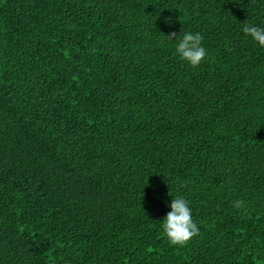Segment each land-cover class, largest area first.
I'll list each match as a JSON object with an SVG mask.
<instances>
[{"label": "trees", "instance_id": "trees-1", "mask_svg": "<svg viewBox=\"0 0 264 264\" xmlns=\"http://www.w3.org/2000/svg\"><path fill=\"white\" fill-rule=\"evenodd\" d=\"M245 21L264 28V0H0V264H264ZM173 32L201 34L198 67ZM178 196L184 247L162 231Z\"/></svg>", "mask_w": 264, "mask_h": 264}, {"label": "clouds", "instance_id": "clouds-1", "mask_svg": "<svg viewBox=\"0 0 264 264\" xmlns=\"http://www.w3.org/2000/svg\"><path fill=\"white\" fill-rule=\"evenodd\" d=\"M243 32L260 47H264V28L257 27L245 21ZM169 41L179 40L176 54L179 59L189 66L196 68L206 57V49L202 46L203 37L199 33L185 32L177 37L175 32L168 34ZM171 211L162 222V231L170 246L184 247L191 239L199 234V228L192 219V212L188 202L182 197L172 199ZM233 207L242 209L244 204L237 200Z\"/></svg>", "mask_w": 264, "mask_h": 264}]
</instances>
